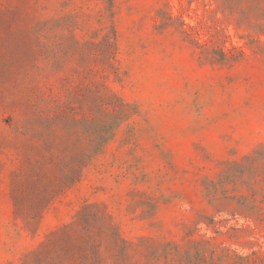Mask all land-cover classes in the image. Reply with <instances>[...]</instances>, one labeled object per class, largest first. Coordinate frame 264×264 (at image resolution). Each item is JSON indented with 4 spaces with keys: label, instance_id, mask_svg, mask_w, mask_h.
Returning <instances> with one entry per match:
<instances>
[{
    "label": "rangeland",
    "instance_id": "374dc122",
    "mask_svg": "<svg viewBox=\"0 0 264 264\" xmlns=\"http://www.w3.org/2000/svg\"><path fill=\"white\" fill-rule=\"evenodd\" d=\"M264 264V0H0V264Z\"/></svg>",
    "mask_w": 264,
    "mask_h": 264
},
{
    "label": "trees",
    "instance_id": "16d2710c",
    "mask_svg": "<svg viewBox=\"0 0 264 264\" xmlns=\"http://www.w3.org/2000/svg\"><path fill=\"white\" fill-rule=\"evenodd\" d=\"M65 257L64 254L54 250L52 253H47L44 258L39 257V262L37 261L36 264H65Z\"/></svg>",
    "mask_w": 264,
    "mask_h": 264
}]
</instances>
